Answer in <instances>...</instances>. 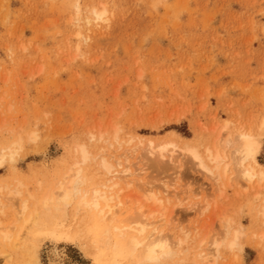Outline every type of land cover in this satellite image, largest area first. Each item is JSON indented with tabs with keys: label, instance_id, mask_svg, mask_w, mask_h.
Segmentation results:
<instances>
[{
	"label": "rangeland",
	"instance_id": "374dc122",
	"mask_svg": "<svg viewBox=\"0 0 264 264\" xmlns=\"http://www.w3.org/2000/svg\"><path fill=\"white\" fill-rule=\"evenodd\" d=\"M77 8L82 19L106 9L109 22L79 25ZM263 120L264 0H0V149L24 141L15 173L4 164L0 183L32 190L53 179L90 134L118 131L121 148L96 156L134 169L149 145L230 154L229 138ZM175 159L140 162L164 202L166 233L189 240L169 264L211 255L228 219L244 231V248H222L218 264H264L260 202L235 177L219 186L190 157ZM28 244L40 246L39 264L53 248L78 264L101 254L46 234Z\"/></svg>",
	"mask_w": 264,
	"mask_h": 264
},
{
	"label": "bare ground",
	"instance_id": "6f19581e",
	"mask_svg": "<svg viewBox=\"0 0 264 264\" xmlns=\"http://www.w3.org/2000/svg\"><path fill=\"white\" fill-rule=\"evenodd\" d=\"M77 24L99 28L109 22L106 9L94 8L82 19L77 8ZM81 39V34H77ZM229 128L227 124L224 128ZM238 137H230L227 151L216 145L183 147L176 144L149 145L137 160L136 168L112 162L96 152L121 148L119 132L113 138L107 133L90 134L84 145L77 146L53 179L38 182L32 190L20 181L0 183V260L8 264H39L40 246L27 245L29 237L46 234L55 243L78 244L100 252L93 256L95 264H169L177 261L189 240L169 236L161 223L165 221L164 202L148 183L143 158L156 166L160 160L175 163V155L188 156L195 166L219 186L228 177L244 184L245 193L260 202L258 215L264 243V165L258 158L263 149L264 120L255 127L244 128ZM36 142L37 136L29 137ZM24 141L19 139L10 147L0 149V168L12 166L22 152ZM136 152V151H135ZM102 154V153H101ZM12 182V181H11ZM224 187V186H223ZM220 188V192H222ZM228 219L222 241H214L211 255L195 251L190 264H218L222 248L243 250L244 231ZM204 242L201 243L203 245ZM90 250V249H89ZM103 250V252H101ZM200 251V250H198ZM15 258V259H14ZM199 260V261H197ZM190 260L187 261L189 263ZM48 264H78L65 250L47 252ZM185 262H176L184 264Z\"/></svg>",
	"mask_w": 264,
	"mask_h": 264
}]
</instances>
